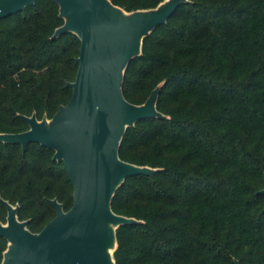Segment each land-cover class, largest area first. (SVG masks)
<instances>
[{
  "label": "trees",
  "instance_id": "1",
  "mask_svg": "<svg viewBox=\"0 0 264 264\" xmlns=\"http://www.w3.org/2000/svg\"><path fill=\"white\" fill-rule=\"evenodd\" d=\"M130 11L161 0H111ZM54 0L0 18V132L28 128L21 115L51 117L68 101L79 52ZM162 83L164 118L127 127L119 156L158 167L127 177L112 209L139 220L117 228L116 264H264V0H188L145 37L125 68L122 91L142 103ZM35 142H0L2 199L39 231L68 209L63 162ZM6 240L0 236V261Z\"/></svg>",
  "mask_w": 264,
  "mask_h": 264
},
{
  "label": "water",
  "instance_id": "2",
  "mask_svg": "<svg viewBox=\"0 0 264 264\" xmlns=\"http://www.w3.org/2000/svg\"><path fill=\"white\" fill-rule=\"evenodd\" d=\"M54 1L63 22L51 37L71 32L80 42L76 74L67 83L69 99L51 117L21 115L28 128L0 132V142L22 149L35 142L51 149L52 160L66 168L73 199L64 209L56 197L50 198L55 214L33 232L28 219L18 218V203L1 198L6 216L0 221V236L6 246L0 264H116L117 228L139 220L116 213L112 198L127 177L153 175L159 169L122 159L121 140L138 120L165 117L157 108L163 82L142 103L130 102L122 91L125 68L141 54L144 38L188 0H161L154 7L130 11L111 0ZM34 2L0 0V18ZM259 192L264 194V185Z\"/></svg>",
  "mask_w": 264,
  "mask_h": 264
}]
</instances>
